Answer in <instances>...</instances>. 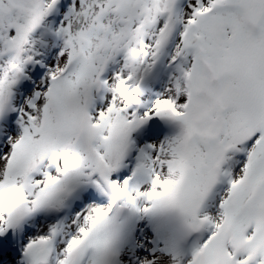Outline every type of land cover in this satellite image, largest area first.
Masks as SVG:
<instances>
[{
	"label": "snow or ice",
	"instance_id": "1",
	"mask_svg": "<svg viewBox=\"0 0 264 264\" xmlns=\"http://www.w3.org/2000/svg\"><path fill=\"white\" fill-rule=\"evenodd\" d=\"M0 264H264V0H0Z\"/></svg>",
	"mask_w": 264,
	"mask_h": 264
}]
</instances>
